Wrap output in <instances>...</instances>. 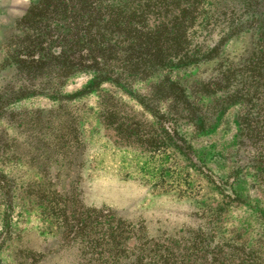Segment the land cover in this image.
<instances>
[{"label":"rangeland","instance_id":"374dc122","mask_svg":"<svg viewBox=\"0 0 264 264\" xmlns=\"http://www.w3.org/2000/svg\"><path fill=\"white\" fill-rule=\"evenodd\" d=\"M39 1L0 0V173L10 184L0 185V233L13 202L2 262L89 264L86 239L68 234L79 208L105 206L150 237L173 234L179 220L213 230L231 264H264L261 136L243 123L248 106L224 105L204 85L243 64L256 36L187 71L113 63L82 92L96 70L30 73L18 62L21 21ZM173 125L189 151L165 130Z\"/></svg>","mask_w":264,"mask_h":264},{"label":"trees","instance_id":"16d2710c","mask_svg":"<svg viewBox=\"0 0 264 264\" xmlns=\"http://www.w3.org/2000/svg\"><path fill=\"white\" fill-rule=\"evenodd\" d=\"M123 1L40 0L21 21L23 46L15 53L20 66L44 74L69 68L96 70L95 82L82 90L91 92L113 63L187 71L220 59L230 40L252 34L256 47L244 63L218 70L204 85L212 95H221L224 105L249 107L243 123L247 129L253 127L250 132L256 139L261 136L264 147V0ZM150 17L157 21L154 27L147 25ZM165 130L181 149L186 147L174 125ZM262 159L264 150L259 161L264 165ZM0 185L9 190L1 173ZM8 199L0 250L11 233L13 202ZM85 207L79 208L68 238L86 239L80 245L89 264H231L224 242L215 240L213 230L179 220L173 234L155 238L146 234L145 224L118 216L116 210Z\"/></svg>","mask_w":264,"mask_h":264}]
</instances>
